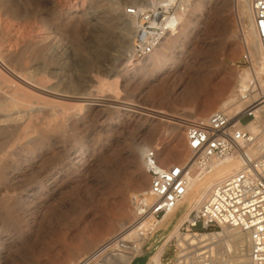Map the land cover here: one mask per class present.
Wrapping results in <instances>:
<instances>
[{"label": "rangeland", "instance_id": "1", "mask_svg": "<svg viewBox=\"0 0 264 264\" xmlns=\"http://www.w3.org/2000/svg\"><path fill=\"white\" fill-rule=\"evenodd\" d=\"M199 1L200 8L195 5L197 0L186 1L189 4L183 20L190 25L187 27L190 36L185 42L178 43L175 57L167 60L168 63L164 62L157 71L151 66L137 71L135 79L127 85L115 86L113 81V72L129 65V53L123 43L125 32L118 25L117 17L132 4L141 5L143 0H0L1 61L10 72L17 71L32 79L46 75L51 82L57 84L59 91L81 95L91 90V97L108 94L109 98L105 101L109 107L135 105L144 115H156L174 123H178L176 118H186L187 115L205 118L220 110L219 107L206 110L213 95L229 81L233 82L231 95H235L239 85L238 73L244 70L250 73L254 67L251 61L245 63L242 59L244 54L248 55L242 33L250 22L249 17L240 21L239 10L233 5L222 7L225 11L221 14L212 0ZM181 2L182 0H176V5ZM142 8H146L144 4ZM221 16L227 19L226 22L233 23V29L228 33ZM133 37L134 35L130 37L129 48ZM236 46L241 47V53L234 57ZM132 67H136V64H132ZM0 72L1 76L8 71L0 68ZM0 87L2 98L6 88L1 83ZM92 113L89 114V119L66 127L63 145L68 149L69 156L66 157L67 152L62 151L54 163H46L45 171L58 170L62 179L58 181L60 191L45 206L36 198L31 201L23 199L27 190L39 181L34 173L7 188L0 184V205L12 207L13 210L11 225L0 220V243L5 242L6 245V249L0 254L3 264H87L110 243L116 242L138 226L135 221H128L124 224L128 230L122 235L118 236L123 230L120 227L110 235L106 233V228L117 217L119 198L127 193L131 201L140 193L137 192L133 165L126 158L128 146L143 143L151 145L149 148L153 149L161 138L170 148L174 139L170 136L166 138L161 127L144 126L135 134L133 144L130 132L138 129L142 121L135 124L133 117L113 109L102 112L95 110ZM85 115L82 113V118ZM181 132L186 144L183 130ZM8 150L9 147L0 150V159L6 158ZM162 158L159 152L158 161L162 166L180 164L177 159L167 161ZM229 172L231 171L227 173ZM142 185L145 190L149 186L147 174ZM195 204L187 202V212ZM186 208L176 214L167 233L176 230ZM38 211L41 213L40 217H37ZM114 236L118 237L111 240ZM171 236L172 233L166 239L164 237L152 250L148 249L147 243L143 244L137 253H133L130 264H148L150 253H158V264L172 259L175 240L164 247ZM91 239H96L98 243L86 244ZM131 241L126 245L130 246ZM246 253L248 255V249ZM219 258L224 264L232 263L227 257Z\"/></svg>", "mask_w": 264, "mask_h": 264}, {"label": "bare ground", "instance_id": "2", "mask_svg": "<svg viewBox=\"0 0 264 264\" xmlns=\"http://www.w3.org/2000/svg\"><path fill=\"white\" fill-rule=\"evenodd\" d=\"M186 1H190V0H186ZM186 1L182 0L181 6L184 8L182 10H177L174 13L173 17L169 19L168 25L171 26L174 24L175 26L173 31H171L170 33H164L160 40L158 48L154 51V53L151 56H149L146 60L141 62L133 61L132 46L131 48H129V41L131 40L130 37H132L133 35L135 37L137 31V22L135 18L126 15L124 11L122 14H120L117 17L118 25H120L123 31L125 32V34H123V43L125 45V50H128L129 53L128 56L129 65L125 66L124 68H121L118 71L113 72V75L115 77V79L113 78L115 86L118 84L127 85L128 83L131 82V80L135 79V76L138 74L137 71H142L144 70L145 67L147 68L151 66L153 67V69H156L157 71V69H159L164 62H166L167 60H171L172 59L171 57L173 56L175 57L176 54L175 49L178 43L185 42L187 38L190 36L189 30H187L189 23L188 21L183 20L189 4ZM212 1L214 2V6L217 9H219V12L221 14L224 13L225 11L223 10L222 7L233 5L235 6L236 9L239 10L240 21H243L246 18L248 19V17L250 19V22H248V26L243 30L242 35H243L244 46L248 54L247 56L249 58V62L250 61L252 62L254 68L250 71V73L249 71L246 70L238 73L237 76H238L239 85H237L235 95L233 96L231 95L233 90V82L229 81L226 84H224L221 90H219L215 95H213V97L208 101L206 107L207 111L219 107L220 110H225L228 113V115L233 117L239 114L246 106H248V104L258 99V95L264 96V55L260 50L258 40L255 34V30L253 27L249 2H247L246 0H223V3L221 4L220 0H212ZM172 2L173 0H168V1L158 0L157 2H155V0H143L142 4L139 6L137 3H134L132 5L135 8L141 10L144 9L142 8L143 4L144 7H147V6H154L157 4L159 5L162 3L171 4ZM196 3L197 4L195 3L194 4L197 5L198 8H200V1L197 0ZM193 10L196 11V9ZM221 18H223L222 24L225 25L226 32L227 33L230 32L233 29V23L231 21L226 22L227 19L225 20V18L222 16ZM115 19L116 18H114V20ZM240 51H241V47L236 46L233 56L235 57L236 55L241 53ZM179 52H181V50ZM168 56L170 57L168 58ZM1 59L3 60V57L1 58L0 56V68L8 72L6 75H4L3 73V75L0 76L1 77L0 83L3 84V86L6 88V90L4 91V97L0 98V113H2V116L0 117V150L5 149L6 147H9L10 150H8L9 152L5 151V153L7 152V156L5 155L6 156L5 159H0V184L7 188L17 182L20 183L21 179L27 176L28 174L34 173L35 176L39 178V181L34 186L30 187L27 190V194L23 197L25 201L28 200L31 201V199L36 198L39 199L40 203L44 204L45 206V204L48 203L50 199H53L55 195L60 191L61 187L58 186V181L61 178V173L58 170H57L58 172L57 171L54 172V169L45 171L46 163H50V164L54 163V161L58 159L57 158L58 154L61 153L62 151L65 153L67 152L66 157L69 156L68 149H65L66 146L64 147L63 145L64 144L63 140L66 139L65 137L66 127H71L76 123L89 119V114H91L95 110L102 112L103 110L113 109L121 112V114L123 115H128L130 117H133V119L136 120L134 121L135 124L140 123L142 121V123H140L141 125H138L139 126L138 129H134L133 131L130 132V136H131L130 141H132L133 144H134L133 138L135 134H137L138 130L142 129L144 126H147L148 128L161 127L162 131H164L166 135V138L170 136L171 138L174 139V143L170 148L167 147L166 142L164 140H161V138L159 142L156 143L155 148H153L156 152V160L158 164L161 166L162 164H160L158 161L159 152H161L162 157L167 161L169 160L171 161V159L173 160L177 159L180 163L177 165L180 166L185 165V163H187V161L192 156V152L189 150L188 146H186L187 141L185 144L182 134H180L183 128L179 123L168 122L165 119L156 115H149V114L144 115L135 108V105L122 104L119 105L118 107L117 106L109 107L105 101L109 98L108 94L107 95L101 94L100 96L97 97L94 96L91 97L92 95L90 94L91 90L90 91L88 90L89 93H85L81 95H74L69 92H63L64 90L59 91L56 87L57 84L55 85L53 82H51L48 79L49 77L47 78L46 75L32 79L30 77L23 76L17 71L16 72L14 71L15 73H13L12 71L10 72L9 70L6 69ZM132 64H136V67H132ZM53 72L55 73V71ZM58 80H60V78ZM256 91L258 92L256 93ZM225 100L227 102L224 103ZM82 113L86 114L85 117L83 118H82ZM186 117L193 118L196 116L187 115ZM131 121L133 122V120ZM134 127H136V125L133 126L132 128ZM237 127L242 131L249 133L250 136H252L253 138V143L250 145H244V146L242 145L241 148L235 150V152L232 155L227 156L223 159L211 160L207 164L206 169H198L196 166L193 165L191 167L192 170H191V176H190L188 188L184 197L182 198V200L174 210L164 215L161 218V220H159L156 224L154 223L151 216H148L144 219H140L136 214V207L134 206V202L132 200L130 201V198H128L127 193L123 195L121 194L122 195L121 198L118 197L120 199V202L116 211L117 217L113 219L109 227L106 228L107 229L106 233L110 235L114 232V230L117 227H120L119 229H123V230L119 233L118 236L122 235L128 230V227L126 228L124 227V224L127 223L128 221H132V222L135 221V223H137L138 226L133 231L131 230V232L127 233L124 237L122 238L120 237V239H118L116 242H113L112 244L108 243L109 245L102 252L98 253L93 259L91 258L92 260L90 261L88 260L89 262L87 264H130L133 253L135 252L137 253V251H139V249L143 247V244L147 243L148 249L152 250L153 248H156L158 246L159 242L164 237H165L164 239H166L167 236L170 235L171 233H172L171 238L173 236H177L178 240L180 241L189 240V238L192 239L191 237L188 236L182 238L177 234L178 226L184 220L187 219L191 211L190 210L189 212H187L186 203L195 202L196 203L195 206H196L198 202L205 195L209 186L214 181L224 178L234 173L235 171L239 170L242 165V153L250 158H254L258 156V154L264 148V135H262V132H264V102L256 109L254 118L247 119L244 122L238 123ZM150 146L151 145L148 144L146 145L143 143L137 144L134 147L132 145L128 146L129 151L126 158L134 166V167L132 166V168H134L133 176L137 181L135 182L137 183V187H138L137 192L140 191V193L145 191V188H143L142 185V181L146 180V174H147L143 164V155L148 149H150L149 148ZM228 171L231 172L227 173ZM25 178L27 179V177ZM5 187L3 189H5ZM86 199H88V197ZM195 206L193 208H195ZM11 208L8 206L0 205V220L6 221L7 224L11 223V218L13 213V210ZM41 208H43V206H41ZM183 208H186V210L183 214V217L181 218V222L178 223L176 230L167 233L170 229V226L173 224L174 220L176 219V214L184 210ZM40 214L41 213L38 211L37 217H40ZM116 237L114 236L111 240H113ZM97 238L99 237H96V239ZM96 239L88 240L86 241L87 242L86 244H94L97 242ZM129 240H132L131 242H129L131 245L127 246L126 244L128 243ZM203 240L206 241L205 245L208 248V251L210 252L211 264H217V263L224 264L222 262L223 260L221 261L219 260L220 259L219 257H227L229 261H232V263L229 264H248V255L246 253V249L249 248V244H248L247 234L235 229L223 228L221 232L217 234L207 235L206 237H204ZM14 246H16V244ZM5 249H6L5 242L0 243V254H2L3 250ZM158 262H159L158 253L157 254L150 253L148 264L151 263L158 264ZM0 264H3L2 259H0Z\"/></svg>", "mask_w": 264, "mask_h": 264}, {"label": "built area", "instance_id": "3", "mask_svg": "<svg viewBox=\"0 0 264 264\" xmlns=\"http://www.w3.org/2000/svg\"><path fill=\"white\" fill-rule=\"evenodd\" d=\"M166 3L141 10L130 6L124 10L137 22L132 44L134 62L144 61L151 56L163 34L175 28L174 24L168 25L169 19L184 7L181 3L176 5V0L171 4ZM249 4L255 34L264 55V0H249ZM242 59L249 63L246 54ZM263 102L264 96L258 95V99L233 117L225 110H216L205 118L176 119L184 130L192 156L185 165L163 167L158 164L154 149L145 152L143 164L149 186L132 198L137 216L140 219L151 216L156 224L174 210L184 197L193 165L206 169L211 160L223 159L242 145L252 144V136L239 129L237 124L254 118L256 109ZM223 228L247 234L248 264H264V148L254 158L242 153L240 169L209 186L203 198L177 228L180 237L192 239L180 241L173 236L164 247L174 239V254L164 264H211V255L203 239L221 232Z\"/></svg>", "mask_w": 264, "mask_h": 264}]
</instances>
